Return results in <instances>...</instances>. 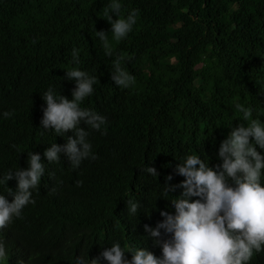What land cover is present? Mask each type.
I'll list each match as a JSON object with an SVG mask.
<instances>
[{
	"label": "trees",
	"instance_id": "trees-1",
	"mask_svg": "<svg viewBox=\"0 0 264 264\" xmlns=\"http://www.w3.org/2000/svg\"><path fill=\"white\" fill-rule=\"evenodd\" d=\"M110 2L0 0V178L27 169L28 152L40 154L46 165L32 189L36 203L0 228L7 252L0 264H77L82 254L94 259L116 242L161 257L145 225L154 228L164 219L161 211L175 213L171 200L183 189L165 195L164 185L185 179L176 166L193 154L211 167L223 163L221 142L250 122L236 103L251 107L252 119L264 124V0H119L124 17L138 10L133 30L120 41L104 15ZM101 30L109 32L112 57L96 35ZM117 55L135 76L127 89L111 79ZM73 69L97 78L81 107L107 118V134L81 121L97 158L75 169L63 152L58 163L43 155L75 132L57 135L41 127L47 107L42 94L51 87L71 100L76 82L66 79V71ZM192 78L205 80L207 89H190ZM4 112L13 115L4 118ZM17 185L8 182L13 191ZM6 193L0 183V194L11 202ZM129 199L140 205L131 216ZM125 256L132 259L131 252ZM249 264H264V251Z\"/></svg>",
	"mask_w": 264,
	"mask_h": 264
},
{
	"label": "clouds",
	"instance_id": "clouds-1",
	"mask_svg": "<svg viewBox=\"0 0 264 264\" xmlns=\"http://www.w3.org/2000/svg\"><path fill=\"white\" fill-rule=\"evenodd\" d=\"M104 15L111 24L113 39L120 41L133 30L138 10L134 9L124 17L119 0H111ZM113 15L117 18L113 19ZM108 33L96 31L103 42L105 55L112 57ZM72 56L78 63L79 53L75 48ZM123 60L122 55L114 59L111 79L117 86L127 89L135 84V76L122 67ZM66 79L76 82L72 99L61 94L57 96L51 87L43 93L42 99L47 107L43 109L41 127L54 130L57 135L73 130L75 136L67 137L63 146L51 144L43 155L48 162L58 163L63 152L75 169L83 160L97 158L87 139L89 131L80 127L81 121L91 130L101 131L103 127L102 134H107V118L81 107L94 92L95 76L73 69L66 71ZM235 109L250 122L247 126L239 124L232 128L221 142L218 157L223 163L211 167L200 156L188 155L176 166L177 174L185 179L177 185H164L165 195L174 193L177 188H182L183 192L171 200L174 214L161 211L162 221L154 228L145 225L154 245L162 249L161 257L146 248L122 247L116 242L94 259L89 260L88 254H82L77 257V264H100L101 259L108 264H249L256 253L264 251V186L261 183L264 155L257 150V146L264 149V124L259 119H252L251 107L236 103ZM12 115V112L3 113L4 118ZM28 164L27 169L9 170L0 178V183L7 187L6 194L14 197L9 202L5 194H0V228L8 227L14 218H21L23 209L36 203L32 189L39 187L46 165L41 155L33 151L28 152ZM141 170L151 176L159 175L154 167ZM13 179L18 182L15 191L8 187V182ZM172 179L171 175L166 177L169 182ZM82 184L83 181H77V186ZM193 197L197 199L193 200ZM127 205L130 216L136 214L140 206L131 199L127 200ZM126 252L132 253L131 260L125 256ZM6 258V248L0 240V260Z\"/></svg>",
	"mask_w": 264,
	"mask_h": 264
},
{
	"label": "rangeland",
	"instance_id": "rangeland-1",
	"mask_svg": "<svg viewBox=\"0 0 264 264\" xmlns=\"http://www.w3.org/2000/svg\"><path fill=\"white\" fill-rule=\"evenodd\" d=\"M207 82L200 78H192L189 82V88L197 91H203L207 89Z\"/></svg>",
	"mask_w": 264,
	"mask_h": 264
}]
</instances>
